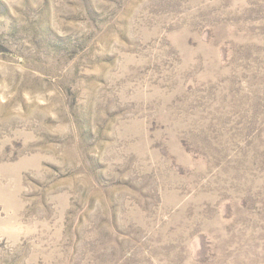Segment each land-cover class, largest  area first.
Listing matches in <instances>:
<instances>
[{
    "label": "rangeland",
    "instance_id": "1",
    "mask_svg": "<svg viewBox=\"0 0 264 264\" xmlns=\"http://www.w3.org/2000/svg\"><path fill=\"white\" fill-rule=\"evenodd\" d=\"M0 264H264V0H0Z\"/></svg>",
    "mask_w": 264,
    "mask_h": 264
}]
</instances>
